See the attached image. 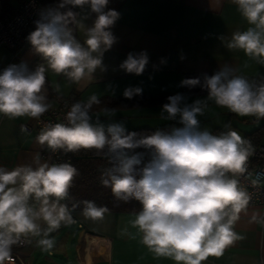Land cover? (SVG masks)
<instances>
[{
	"label": "clouds",
	"instance_id": "9594fccd",
	"mask_svg": "<svg viewBox=\"0 0 264 264\" xmlns=\"http://www.w3.org/2000/svg\"><path fill=\"white\" fill-rule=\"evenodd\" d=\"M232 2L254 27L234 32L228 47L240 49L246 56L264 64V0ZM64 3L90 4L91 10L98 14L94 27L88 30L87 49L74 38L66 39L68 34L60 26L66 17L73 16L72 12L57 13L50 22L38 23L28 39L35 50L48 59L55 73H64L79 82L101 65L100 57L92 53L102 55L112 46L114 37L108 29L120 13L112 9L104 11L109 0H64ZM147 63L146 53L138 56L130 53L121 67L127 73L140 75ZM44 72L43 67L34 73H29L24 65L6 68L0 74V114L10 118L26 115L39 118L47 112L50 106L38 95L45 85ZM181 85L195 87L200 85V80L185 79ZM202 87L207 90L208 99L236 116L264 118V83L253 85L242 77L229 79L227 71L222 70L206 76ZM141 92L139 87H129L123 95L131 99ZM167 99L168 103L162 106L163 112L169 118L179 115L183 124L170 133L157 131L135 140V132L125 134L123 127L113 124L107 129L109 139L103 126L90 123L88 110L93 103H99L97 97L92 96L87 104H73L66 114L68 123L45 127L37 141L52 150L66 152L99 151L107 145L119 163L109 172V179L102 182L111 187L117 198L125 201L134 198L140 202L142 208L130 223L142 233L141 243L156 257L170 258L176 264H202L210 256H222L228 246L243 239L233 230V225L240 213L246 211L250 196L226 174L246 171L250 146H245L246 141L235 130L219 136L198 131L197 115L202 114L200 100L181 107L182 95ZM141 146L153 148L155 155L136 179L134 165L140 160L137 156H127L124 150ZM76 175L77 169L70 163L51 166L45 163L36 170L31 167H17L12 171L0 168V264H13L12 246L21 236L41 235L37 220L42 219L47 225L38 247L43 251L53 248L54 240L48 238L50 233L58 230L62 223L68 226L75 222L68 207L60 201L67 197ZM18 180L20 186L16 188ZM30 198L39 202L38 210L29 206ZM84 204L82 214L85 218L102 219L109 212L107 207H97L91 201H84Z\"/></svg>",
	"mask_w": 264,
	"mask_h": 264
},
{
	"label": "crops",
	"instance_id": "0c3cea01",
	"mask_svg": "<svg viewBox=\"0 0 264 264\" xmlns=\"http://www.w3.org/2000/svg\"><path fill=\"white\" fill-rule=\"evenodd\" d=\"M41 3L42 19L47 23L61 4L73 6L65 4L64 0H42ZM73 7L76 10L73 26L62 22L60 26L68 34L66 39L74 38L87 49L88 30L94 27L98 14L91 10L90 4ZM109 9L120 13L108 29L114 43L102 55L92 53L100 57L101 65L91 75L74 82L64 73H55L48 59L38 53L31 42L16 58L9 48L0 46V74L13 65H24L29 73L43 67L45 85L38 95L43 96L42 102L49 106L59 97L73 95L76 103L84 105L96 96L99 103H93L88 110L90 123L103 126L105 133L113 124L125 130L170 125V132L179 128L177 124H182L179 115L169 118L161 103L115 104L118 98H126L123 95L126 88L142 89L141 94L133 97H158L178 92L186 73L214 75L226 70L228 76L264 77V64L240 49L228 47L234 32L254 27L242 17L232 0H109L104 11ZM142 52L148 58L143 73H127L121 67L123 62L130 53L138 56ZM182 96L181 107L201 101L198 131L210 133L226 126L228 131H237L246 143L264 144V118L238 117L208 99V93ZM32 122L31 116L10 118L0 114V168L36 170L45 163L53 165L48 157L41 155L48 146L37 141L40 132L23 128V124ZM252 133L255 134L245 139ZM260 184L264 186V178ZM19 186L18 180L14 187ZM65 200L60 203L66 205ZM28 203L36 210L40 207L32 198ZM138 212L109 211L102 219L92 220L83 216V210H70L75 222L68 226L62 223L58 230L50 233L48 238L54 240V245L49 251L38 247L47 225L42 219L37 220L41 235L21 236L27 243L17 252L29 264H176L170 258L156 257L141 243L142 233L130 223ZM123 230H126L124 234ZM233 230L243 239L228 246L222 256H210L202 264H264V206H248L240 213Z\"/></svg>",
	"mask_w": 264,
	"mask_h": 264
},
{
	"label": "trees",
	"instance_id": "16d2710c",
	"mask_svg": "<svg viewBox=\"0 0 264 264\" xmlns=\"http://www.w3.org/2000/svg\"><path fill=\"white\" fill-rule=\"evenodd\" d=\"M13 0H0V16L8 17L14 10L18 7L20 0H15V3H12ZM39 10L35 21L31 27L32 31L37 28L38 23H47L42 19L43 16V5L42 0H38ZM45 6V5H44ZM68 12H72V17H66L65 21H62L65 25L73 26L75 20L76 10L73 6L69 7H60L55 13L65 15ZM37 71V70H35ZM211 77L209 74H199V73H186L184 79L198 78L200 80V85L195 87L181 86V89L170 95H161L158 97L145 96V97H132L129 98H118V102L115 104L122 103L124 105H135L137 103H168V97L176 94L187 95V94H196V93H208L206 89L202 87L205 82V77ZM234 77H242L246 79L250 84L259 85L264 83V77H254V76H228L229 79ZM76 103V102H75ZM114 104V103H113ZM93 105H96L94 103ZM177 126L183 127V124H177ZM171 126H163L153 129H132L125 130V134L135 132L137 135L134 138L139 140L145 136L152 135L157 131L170 133ZM228 128L219 127L213 129L210 134L219 136L221 134H226ZM255 133L249 134L245 139L250 138ZM106 137L111 139L110 134L105 133ZM257 143L253 141L252 144L246 143V145L254 146ZM127 156H137L140 160V163L134 165V175L136 179L140 178V173L142 169L147 166L154 158L155 152L153 148L147 147H138L134 149L124 150ZM116 154L109 152L108 146L106 145L102 150L90 149L84 150L81 149L76 152H72V165L77 169V175L74 176L71 186L68 189V195L66 197L65 203L69 210H84L85 204L84 201H91L97 207H107L109 211H140L142 206L139 201L134 198H130L128 201L122 200L114 196L110 186H105L103 184L104 179H109V172L113 170L117 165L118 161L115 158ZM113 174H117L113 172ZM73 205L76 207L73 208Z\"/></svg>",
	"mask_w": 264,
	"mask_h": 264
},
{
	"label": "built area",
	"instance_id": "2783aa9c",
	"mask_svg": "<svg viewBox=\"0 0 264 264\" xmlns=\"http://www.w3.org/2000/svg\"><path fill=\"white\" fill-rule=\"evenodd\" d=\"M39 10L38 0H20L18 7L8 17L0 16V46L9 48L13 58L29 44V35L33 32L31 27ZM75 104V96L59 97L56 103L50 106L48 111L39 118L33 117L32 123L23 124L27 131L41 132L45 127L55 123L67 124L66 114ZM249 147V145H245ZM250 155L246 162V171L242 174L227 173L229 179L237 181L238 188L244 190L249 196V204L264 206V186L260 180L264 178V144H256L249 147ZM48 157L52 164L70 163L72 165V152L63 149H48L41 152ZM247 206V207H248ZM262 221V216L259 217ZM80 226V225H79ZM27 240L20 237L17 244L12 246L13 264H29L17 252L18 248L25 246Z\"/></svg>",
	"mask_w": 264,
	"mask_h": 264
}]
</instances>
